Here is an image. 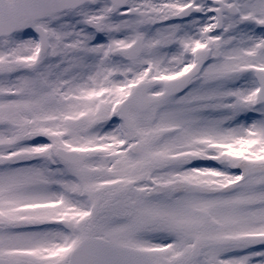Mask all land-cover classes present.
I'll return each mask as SVG.
<instances>
[{
    "label": "snow or ice",
    "instance_id": "1",
    "mask_svg": "<svg viewBox=\"0 0 264 264\" xmlns=\"http://www.w3.org/2000/svg\"><path fill=\"white\" fill-rule=\"evenodd\" d=\"M0 264H264V0H0Z\"/></svg>",
    "mask_w": 264,
    "mask_h": 264
}]
</instances>
